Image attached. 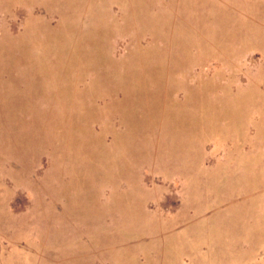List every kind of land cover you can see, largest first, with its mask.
Listing matches in <instances>:
<instances>
[{
  "label": "rangeland",
  "instance_id": "rangeland-1",
  "mask_svg": "<svg viewBox=\"0 0 264 264\" xmlns=\"http://www.w3.org/2000/svg\"><path fill=\"white\" fill-rule=\"evenodd\" d=\"M0 264H264V0H0Z\"/></svg>",
  "mask_w": 264,
  "mask_h": 264
}]
</instances>
